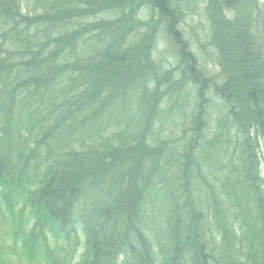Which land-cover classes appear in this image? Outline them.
Returning a JSON list of instances; mask_svg holds the SVG:
<instances>
[{"label":"trees","instance_id":"trees-1","mask_svg":"<svg viewBox=\"0 0 264 264\" xmlns=\"http://www.w3.org/2000/svg\"><path fill=\"white\" fill-rule=\"evenodd\" d=\"M41 1L46 2L48 7L47 15L38 19V22L42 21L44 25H47V28L43 31V38L37 37L40 34L39 30L33 31L32 28L26 27L17 31L19 42L12 45V47L0 46V118L5 114L12 115L23 127L22 132L15 137L18 141H21V144H17L16 147L10 140H0V169L9 174L24 175V169L28 167H22L28 157L38 156L34 160L40 161L45 153L42 150L40 153H35L36 150L33 149L31 142L36 138L37 142L41 144L37 133L45 134L44 120L49 117V113H56L59 116L53 117L54 124L51 126V130L56 132L67 130L69 134H72L77 128H84L79 125V122L84 120V123H88L90 126L84 132L83 138L88 136L93 141L91 142L93 146L90 145L86 148L85 157L83 154L74 157L73 154L64 158V170L68 177H74L75 175L83 177L82 174L99 173L106 168L119 167L127 176L132 174V177L139 175L143 179L146 178L143 171L148 170L151 164H149L147 158H143L142 171L139 172L138 170L136 172L139 169L141 159L138 158L139 155L135 152L137 146L133 147L134 142L129 150L123 149L120 151L121 154L125 152L128 155L124 158H128L126 162L109 163L107 157L108 155L112 156V148L114 147L109 141L118 138L119 148H121L131 142L128 140L129 132H135L130 123H134L137 118H139V121L144 122L151 117L150 112L154 107L153 100L156 101V98L153 97L154 93L147 95V91L144 89L147 82H138L141 93L136 97H140V101L144 100L145 102L147 100L145 104L146 111H140L141 114L137 113L138 115L133 114L135 105L131 104L132 108L124 112L121 120L109 121L106 118L107 110L105 111V108L117 95H131L137 89L135 85L136 72L142 66L143 71L138 74L137 78L149 81L156 80L157 76L150 74L151 71L156 70L155 67L149 70V62L152 61L149 56L151 53L149 44L151 35L146 34V36H143V44L140 49L133 44L131 46L133 53L130 54L125 48L123 49V45L119 41L120 38H118L119 35H124L125 32L131 30L138 7L143 6V4L147 5L152 0H129L130 4L125 0L126 4L122 6L125 9L124 15L128 18L127 28L122 29L123 24L120 22L100 21L93 26V29L82 36L78 31L71 32L68 29L67 23L71 21L69 16L72 13L76 14L79 4L84 5L82 6L84 12L88 9L97 11L102 4L94 2V0ZM115 1L104 0L103 3H105L104 6L108 10H118L114 5ZM206 1L213 30L211 42L218 50L220 66L223 74L228 79L227 85L218 89V93L220 95L223 93L222 96L228 103L229 111L237 109L239 111H234L238 112L234 114L236 117L228 115V121L215 129L206 140H201V137L206 135L203 133L202 128L178 131V134L182 133L183 137H178L175 141L182 142L179 148L187 150L183 155H180V150H177L175 145V154L172 155L171 146H162V141H159V147L164 150V156H160L163 162H167L168 158L174 156L172 159L174 162L181 161L182 163L180 171L185 175L182 178L185 185L182 184V188L178 187L175 190L173 184L170 183L171 190L172 192L178 191L177 193L183 190L187 194L194 213L193 217L196 216L198 222L196 223L191 218L190 224L183 225L181 229L178 228L176 244L171 243V249L165 248L167 250L163 259H165L166 264H178L179 262L184 264L186 261L178 254L184 255L185 252L187 256L190 255L193 264H207L205 261H208V264H225V260L229 256L234 262L229 264H264V242L262 241L264 236L261 234L264 231V225L260 228L258 226L260 222H264V201L262 200L263 205L259 204L257 198L253 197L259 195V193L253 191L252 181L249 180L251 177L250 161L241 160L238 164L230 166L231 156H237V150H242V154L247 151L250 155L244 157H251L253 164L258 165L256 155L257 150L260 148L259 137L264 140V5L259 6L258 0ZM153 4L156 8V3ZM0 6V9L5 8L0 12L1 41L2 38L13 34L11 32L13 26L9 25L17 19V16L20 17L21 2L20 0H0ZM122 6L118 4V7ZM164 6H166L164 2H159L156 10L169 15L167 7ZM64 16H66L65 19ZM60 29H62V34H59L60 37L54 34L55 38L52 43L54 45L53 49H56V55L50 54V57H48L46 52L49 44L46 40L51 39L52 32H60ZM156 29L158 31V26L154 25V28L150 29V33H156ZM99 30H101L100 33ZM91 33H93V37L85 36ZM173 34L174 37H172V34L170 36L174 46L183 42L176 33ZM98 37L104 38V40H97ZM92 38L93 40L96 39L94 43L91 41ZM31 39L32 42L29 41ZM83 41L86 42L85 46L89 43L90 47L83 46ZM35 43L39 45H35ZM212 44L209 45L212 46ZM184 46L187 47L185 42ZM82 47V54H80L78 50ZM43 52L46 59L40 57ZM62 54H66L64 65L70 68L69 72L72 73L75 69L83 68L78 72H74L76 76L71 77L69 80L63 78L59 64L53 61L60 55L56 59L57 61ZM78 62H81L83 66H78ZM135 62L139 64L136 70L134 68ZM84 67L87 68L84 69ZM26 74H29V83L24 80ZM101 76L106 78L103 79ZM123 79H125V82ZM40 83H45V85L39 87ZM28 85H30V89L27 88ZM17 90L18 93H16ZM26 90L30 91L27 92ZM204 93L203 90L201 94H203L202 99L205 101ZM21 95L23 97L27 96V100L16 107L17 100ZM56 98L59 102H54ZM62 107L72 111H57ZM34 109L48 111H33ZM77 109L79 111H76ZM231 119L238 123V134L233 133L230 126H228ZM163 120L169 121L162 116ZM112 123L115 125L118 123V129L124 130L118 134L116 131H112L103 136L106 133L105 131L115 128ZM147 129V127L142 129L145 136L147 135ZM232 134H234L235 139H232ZM24 138L25 148L23 146ZM223 140L226 141L223 142ZM56 142H58L57 139H55ZM70 143L71 141H65L63 148L71 147L72 144ZM94 159V166L87 168V165H90L88 160ZM55 161H57V158ZM58 161H61V158ZM155 167L156 164L154 163L153 168ZM168 169L172 170L169 166L164 171ZM26 172L30 177V171L27 169ZM198 174L202 175L201 178H198ZM253 174H255L254 179L259 180L257 168L253 171L252 176ZM188 175L190 178L187 177ZM9 177L14 178V176ZM149 181L150 179H147L146 183L142 184L146 185ZM53 189L55 190L54 187ZM166 190L164 189V191ZM156 191L159 192L160 188ZM164 191L159 192L160 196L163 197L162 204L159 201L153 204H151L152 201H142V203L144 202L148 209L153 210L158 206L160 213H165L164 211L168 210L166 211L167 214H174V212L169 211L177 208L174 202L175 196L170 191L165 197V195L163 196ZM204 191L209 193L205 196L212 197L215 201L214 204L212 199L209 200V204L213 208V210L210 208L209 211H212L214 215L211 222L206 219L207 215L208 218L210 215L201 209L202 196L197 194ZM100 192H104L106 195H102ZM121 193L110 199V194L114 193L96 188L94 190V200H96L95 205L99 208L98 212H102L103 207H105L121 215L125 213L122 206L119 209H114L116 203L121 205L124 202ZM221 194L223 199L220 197ZM70 195H73L69 198L74 202L77 199L79 202L83 199V203L90 202V204H93L88 199L89 196L86 198L87 193H79L75 189L68 192L67 190H61L57 193L56 204L58 203L57 198L62 200ZM133 195L131 193V196ZM171 195L172 198H170ZM37 197L44 202L45 206L51 207V204L55 202V199L49 197L47 193ZM104 197L108 199L105 201L103 200ZM178 197L182 199L184 195H178ZM63 202L61 206H64V208L62 210L68 211V203ZM126 204H130L135 214H139V203ZM76 205L74 204V206ZM151 216L157 217L154 214ZM243 217L253 224H250L251 227L248 232H246L248 227L245 224L240 226L238 222L237 225L233 223V220L239 221L241 218L243 220ZM225 225H228L230 229L228 231L232 235L230 238L227 234L225 240H228V243L222 244L223 241L221 243L217 242L215 233H224ZM167 241L169 242L168 239L161 240V245L163 246V243ZM223 247L224 250L228 249L229 253H224ZM148 249L151 252V245H148ZM214 254H218L217 258L211 259V262H209ZM149 257L154 262L150 254ZM238 258L241 259L240 262Z\"/></svg>","mask_w":264,"mask_h":264},{"label":"rangeland","instance_id":"rangeland-1","mask_svg":"<svg viewBox=\"0 0 264 264\" xmlns=\"http://www.w3.org/2000/svg\"><path fill=\"white\" fill-rule=\"evenodd\" d=\"M103 1L104 0H94V2H99L100 4H102L97 9V11L88 9L84 12V9H83L84 7H82L84 5L79 4V6H77L78 10L76 14L72 13L71 16H69L71 18V21H68L67 23L68 29L71 32L78 31L82 36L90 29H93L94 28L93 26H95V24L100 21H108L112 23L118 21L121 24L124 23L125 28H127L126 25L128 23V18L126 16L125 17L120 16L119 14L115 13L114 10H108L106 6H104L105 3H103ZM20 2H21V6L19 10H21V13H20L21 15L20 17L17 16V19H15L9 25V26H13V30L11 31L13 32V34H11L8 37L2 38V40L0 41V46L5 45L7 47H12V45L19 42V36L17 34V31H19L20 29H25L26 27L32 28L31 30L33 31H35L36 29L39 30L40 34L37 35V37L43 38V31L47 28V25H44L42 21L38 22V19L45 17L47 15L48 8H42L43 10L39 8L37 9L36 5L38 3V0H20ZM126 2L130 4L129 0H127ZM159 2H165V0L164 1L154 0V3H156V9H157V5ZM124 3L125 1L122 0L116 4H120L121 6ZM166 3L168 6L166 5L164 7H167L169 11V15H166L164 12L159 11V10L156 13V9L151 10L150 7L139 6L140 11L137 12L136 14L138 16L136 17V23H135L140 33H144V35L145 34L151 35V39L149 41L150 47L152 49L151 51H152V57H153L151 59H154L157 63H159V66H161V68L163 69L161 70L160 68V71L159 70L151 71L150 74L152 76H157L156 80L146 81L147 86H144V89L147 91V95L154 93L153 97L156 98V101L153 100L154 107L152 111L150 112V114H152L151 117L144 122L139 121V120L137 122H134L133 124H134L135 132H129L130 134L128 136V140L134 142L133 147L137 146V148L135 149V152L139 155L138 158L141 159L139 163L140 165L139 169H137L136 172H138V170L139 172L142 171L141 164L143 163V158L150 156L151 160L154 161V162H149L151 166L149 167L148 170L143 171L144 174L146 175V178H144L145 180L142 182L146 183L145 181L147 179H150V181L149 183L144 185L142 184V182H139L136 177H134L133 179V177L130 175L128 176L129 181L127 182L126 188L123 191H121L120 189L118 190L122 192L121 197L123 198V201H124L122 205L126 203H131V204L140 203L142 201L144 202L152 201L151 204L159 201L162 204L163 197L160 196L159 192H163L164 189H167L166 191H164L165 194H163V196L165 195L166 197V194L171 191V193L175 196L174 202H175V206L177 207L176 209L175 208L172 209V211L175 212V217H176L174 221V226L176 225V230H175L176 232L178 228L181 229L183 225L190 224L191 218H193L194 221L197 222L196 220L197 217L196 216L193 217L194 213L192 212L193 210L191 209V202L188 199L187 194L184 193L182 189H181L182 192H179V193H177L178 191L172 192L170 183L173 184V189L175 190H177L178 187L182 188V184L185 185V183L182 182V178L185 177V175L183 174V172L180 171V168L182 169V163L181 161L174 162L172 160L174 156L172 158L171 157L168 158L167 162H163V159H160V156L162 157L164 156V150H161V148L159 147V141L160 140L162 141V146L163 145L165 146L168 145V147L169 145L171 146L172 153H173L172 155L175 154L174 145L176 146L177 150H180V155H183L185 154L184 152H186L187 150L180 149L179 146L182 145V142L175 141L176 138L183 137V134L182 133L178 134V131L182 132V131H187V129L202 128L203 133L206 135L201 137V140H206L209 138L208 136L212 135L215 129L224 125L228 121V115H230L231 117H236L234 114L235 113L237 114L238 112H234V111H239V110L237 109V110L229 111L228 105H226L227 103H225L224 98L222 96L218 97L214 95L213 93L214 90L218 93V89H220L219 86H217L218 83L219 85H223L225 80L221 79L220 68L219 66L215 64V61L217 59L216 52L214 48L209 45L210 44L209 43L210 42V34H209L210 23L208 22L209 20L205 13V7L207 4V1L206 0H167ZM260 5H264V0H260ZM98 12H102V13L97 14ZM65 18L66 16H64V19ZM154 25L158 26V31L156 29L157 31L156 33L151 32L149 34L150 29L154 28ZM31 30L29 31L31 32ZM100 32L101 30H99V33ZM166 33L172 34V37L175 36L173 33H176L177 36L180 37L179 39L182 40L183 42L180 43L181 45L178 43V45L176 46H183L184 42L187 44L188 51L185 54L188 55L189 53L191 56L195 57L198 63L195 62L194 65L199 67V69L194 70V73L192 74L191 79L194 80L195 79L194 76L202 77V75H204L202 77V80L204 81L206 80V78H208L209 80L207 81V84L203 85L200 88H196L195 86L189 83L183 82V79L185 77H182V71L181 69H179V65H178L180 64V59H181V54H182L181 48L175 49L174 43L171 39L172 37H169L168 34ZM206 33H207V36H206ZM52 34L53 36L51 37V39L46 40L47 44H49L48 50L46 52V55L48 57H50V54L56 55L55 53L56 49H53L54 45H52L54 41L53 39L55 38L54 34L57 37H60L59 34L60 35L62 34V29H60V32L56 31V32H52ZM89 35L91 36L93 35V33ZM137 35H138V32L135 31L134 33L130 35V39H137L138 38ZM99 39H103V38L98 37L97 40ZM141 39L142 38H139V41ZM179 39H177V41H179ZM29 41L32 42V39ZM92 42H94L93 38H92ZM37 44L35 43V45ZM142 44L143 42H140L136 46L140 47L142 46ZM83 46H85V44ZM124 47H125V50L129 54L133 53V49L128 48L130 46L125 45ZM82 49L83 47L79 48L78 50L80 54H82ZM59 56H57L55 60L53 59V61L59 64V68L62 71L64 79L69 80L71 77H75L76 73L74 72H78L81 69H83V68L75 69L74 72L72 73L69 72L70 68L64 65V63L66 62V60H64L66 57V54H62V56L56 61V59ZM41 59H46L44 56V52L41 55ZM77 65L81 67L83 66L81 62H78ZM84 69H86V67H84ZM170 71H173L172 74L170 73ZM102 78L105 79L106 77L105 78L102 77ZM210 79H214V80L210 81ZM24 80L27 81L26 83L30 82L29 74L25 75ZM186 81L189 82L188 77L186 78ZM95 84L97 85L96 82ZM44 85L45 83H40L39 87H43ZM29 86L30 85L27 86L28 89H30ZM191 88L193 89L191 90ZM201 88L206 89V90L203 89L205 92L204 93L205 97L207 99L205 101H202L200 97H199V100L196 99L197 97L196 91L200 90ZM168 89H170L172 93L168 92ZM182 89H185L186 91L189 90V93L191 94L190 95L191 102L184 101V103H187L188 105L183 103L188 108L187 111L190 114L182 113L181 111H186V110H183L181 107L172 103V99L174 100L175 96L177 95L176 91L178 90L180 91ZM26 91L29 92L30 90H26ZM18 92L19 91L17 90L16 93ZM140 93H141L140 88L137 87V89L134 90L131 95L129 94L117 95L114 99H112L113 101L109 105H107V107L105 108V111L107 110L106 118H109L112 120L114 119L121 120L124 112L126 110L129 111L132 108L131 104H136V98H137L136 96H138ZM22 95L18 98L16 107L19 104H23L26 102L27 96L23 97ZM174 106L175 108H179V111L175 110ZM135 110H137V107ZM156 111H163V116L165 117V119L168 118L169 121H160L161 117L160 115L155 113ZM168 111L170 112L168 113ZM138 114H140V111ZM55 116H59V114L49 113V117L44 120L45 121L44 127L47 132L44 134L45 137L41 136L42 139L40 138V143H41L40 150L44 151L45 156H47L45 161L49 160L50 157H54V156H61L64 159L65 157H67V155L76 154L75 153L76 150L79 151V153L77 154L81 155V154L86 153V148L88 146L90 145L93 146V144L91 143L93 141L89 137L87 139L82 140V139L76 138L75 136H71L69 139V141H71L70 144H72L71 147L61 148L62 150L60 149L58 150V145L55 143V139L59 141L60 136L59 134H57L58 132L51 130V126L54 124L53 117ZM7 117H8V114H6L5 117L0 118V127L4 121V118H7ZM228 124H229L228 126H230V128L232 129V132L238 134L239 132L238 123L234 122L233 119H231L229 120ZM79 125L86 129H88V127L90 126L88 123H84V120L79 122ZM146 127L148 128L147 129L148 131H147V135L145 136V133L144 131H142V129ZM84 128H79V130H82ZM139 128H141L140 132H139ZM122 130L124 129L110 128L107 131H105L106 133H104L103 136H106L107 133L109 134L112 131L121 132ZM162 131H163V135L161 137L159 135V132H162ZM66 135L67 134L65 133L64 137H66ZM231 137L232 139H235L234 134H232ZM244 140H245V136H244ZM36 141L37 140L35 138V142ZM225 141L226 140H223V142ZM109 142H111L112 145L114 146L112 148V151H113V156L115 157L117 153L119 152L118 150L119 141L117 142V141L111 140ZM236 155L237 156H231L230 166H232L233 164H238L239 161L241 160L242 161L249 160L250 161L249 169H251V177L249 178V180L252 181V189L255 193H259L261 196L264 197V180L261 179L259 181V180L254 179L255 174H253L252 176V173L255 170L253 159H251V157L245 158L244 154H242V150H237ZM62 158L60 162L61 165L62 163H64ZM88 161L90 162L89 163L90 165H87V168L93 167L94 166L93 163H95V159L88 160ZM154 163L156 164L155 168H153ZM169 166L172 168V170L168 169L167 171H164L166 167L169 168ZM260 168H261V164H260ZM262 172L264 176V162H263ZM119 173H120L119 167H110V168L105 169L102 172V174H106L108 176L110 175V177L115 176ZM201 176L202 175L198 174V178H201ZM187 177L190 178L189 175ZM47 179L49 180L51 186H49L50 189L48 190V192L47 191L46 192L47 194H49V197H51L52 199H56L57 193L63 190L62 187L65 186L62 184L65 183L66 177L60 175L59 177L50 176V178H48L47 176ZM95 180L98 182H102L105 179L104 177H98ZM115 182H117L118 185L120 186L121 180L118 176L112 177L110 181L108 180L106 184L102 186L99 185L97 189L109 188ZM82 184L83 182L79 183L78 184L79 188H77V191L79 190L81 193H83V191L86 192V189L84 188ZM89 184L90 182L88 178H86L84 185H89ZM52 186H54L55 190L53 189ZM158 188H160L159 192L156 191ZM70 190L71 189H67V192ZM87 191L90 192L91 191L90 188H87ZM0 193H1V187H0ZM131 193L134 195L131 196ZM117 194L118 193H115L111 197L115 198ZM197 194L198 196H202L201 197L202 205L200 204L201 209L204 210L206 214L210 215L209 218L207 215L206 219H208L207 220L208 222H211L212 219H214V215L212 214V211L211 212L209 211L210 208L213 210V208L209 204V200L212 199L214 201V199L212 197L205 196V194H209L208 192H205V191L203 193H197ZM0 195H1L0 196V264H31L29 263V260L25 258L23 251H21L22 245L20 243L15 245L12 241V236H11L12 225H11V220H9L10 218L8 217L10 213L6 210V207L3 204V201L1 198L2 194ZM73 195L67 196L66 198L61 200V201L67 202L68 203L67 207L69 208L68 209L69 211L67 213L65 212V214L67 215L64 219L61 218L63 217V215H65L64 211L58 212L56 208L52 210L51 212H49V218L57 219L59 221V225L61 221V224H66L67 226H69V228L75 229V232L73 233L77 237H79L80 241L82 242L83 241V238H82L83 235L81 233L82 224L79 222V216L81 213H79L78 206L77 205L74 206V204H83V201L79 202V200L77 199V201L74 202L71 198H69ZM178 195H182V196L184 195V197L181 199V197H178ZM220 197L223 199L222 194L220 195ZM170 198H172V195L170 196ZM61 201H60V204H61ZM143 203L139 206V210H140L139 214H142V216L138 215L137 218L139 219V217L141 216V219H145L144 217L148 216L149 219L147 218V220L150 221L151 225L150 227L146 229H150L152 224H155V226H158L159 228H163L164 224L162 222V218H164L165 213L161 214L158 206L156 209L153 208V210H151V208L148 209L145 203L144 204ZM161 204H158V205H161ZM214 204H215V201H214ZM54 205L58 206V204H56V201L54 202ZM188 212H191V213L187 214ZM153 214L157 217L151 216ZM155 218H157L156 223L154 222ZM28 220L30 223L29 224V227H30L31 222H33V218L30 215H28V218L26 221ZM136 224H139V221H136ZM29 227L27 229H30ZM91 228H92V231L94 232V235L98 236L99 246L96 248V250L99 251V254L101 255V257L105 259L106 256H112L111 252H109L108 249H104L101 246V241L99 240V237L101 236V233H102V227L99 228L96 226H91ZM134 230L136 233L139 234L140 230L138 229L136 225H135ZM168 231L169 230L164 227L163 229L159 230L158 233L156 234H158V237L161 236L162 234H165V237H166L167 236L166 233ZM215 235L217 237V242L221 243L223 241L222 244L225 243L222 238V237H225L224 233H215ZM71 236H73L72 238L73 240H75L74 235H71ZM147 237L149 236L147 235ZM172 238L174 239V233H172ZM168 239H171V237ZM54 241L55 240H52V239L50 240L51 245L53 247H57V246L60 247V245L56 241L55 242ZM158 247L156 245L155 249L157 250ZM223 250H224V247H223ZM85 252L86 250L82 248V246L76 250L75 264L82 260V258L85 256ZM223 252L229 253L228 249H225ZM186 254L184 255L178 254V255L181 258L183 257V260L186 261L185 263L183 262L184 264H193V260L190 258V255L187 256ZM217 256L218 254H214V256L210 258L209 262H211V259L217 258ZM45 257H46V253L42 249L40 254L37 256L35 260L36 262L34 264H46ZM231 261L232 260L227 259L225 260V264L232 263ZM206 263L208 264V261Z\"/></svg>","mask_w":264,"mask_h":264}]
</instances>
